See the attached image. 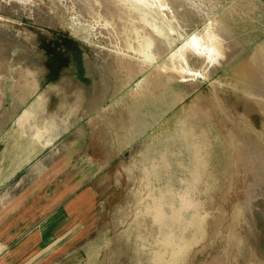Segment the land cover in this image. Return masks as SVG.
Returning a JSON list of instances; mask_svg holds the SVG:
<instances>
[{
	"label": "rangeland",
	"instance_id": "1",
	"mask_svg": "<svg viewBox=\"0 0 264 264\" xmlns=\"http://www.w3.org/2000/svg\"><path fill=\"white\" fill-rule=\"evenodd\" d=\"M239 3L215 0L207 27L209 14L181 28L158 12L175 29L172 52L189 74L175 82L184 96L171 106L177 93L146 69L120 71L101 26L78 13L80 0H0V211L32 185L34 167L68 168L67 177L77 175L95 191L96 224L49 264H155L153 252L163 249L159 240L169 230L146 206L158 195L149 187L166 184L172 196L187 191L192 205L178 219L164 208L174 242L182 243L174 264H264V106L251 97L261 93L254 51L264 27L245 31L242 17L240 28L216 24L231 15L228 8L242 15ZM213 31L251 41L223 60L224 51L209 48ZM21 70L26 85L38 82L31 96L13 86ZM131 90L139 100L132 101ZM183 121L192 132L184 130L182 140L175 132ZM194 142L203 151L195 169ZM156 158L160 176L148 186L146 168Z\"/></svg>",
	"mask_w": 264,
	"mask_h": 264
},
{
	"label": "bare ground",
	"instance_id": "2",
	"mask_svg": "<svg viewBox=\"0 0 264 264\" xmlns=\"http://www.w3.org/2000/svg\"><path fill=\"white\" fill-rule=\"evenodd\" d=\"M214 1L215 0H164V4H160V0H80L83 4L82 7L84 11L80 12L79 9L78 13L80 16L85 13L88 17L93 19V25L99 24L101 26L106 36L105 40L115 51V64L116 66L119 64L121 72L127 69L129 73L135 74L140 72L141 66L142 69H146V75L157 80L159 82V86L166 89V92H171V94L176 92L177 95L172 98L173 101L171 106H173L184 96L182 93L174 89V84L177 80H185L188 78L189 74H186L185 71L182 70V62L175 56V52H172V43H170L172 41L169 39V34L175 31V29L169 23V20L164 17H158V12H166V17H171V21L178 22V27L189 28L194 24L195 17L204 18L206 15H210L212 8H214ZM240 1L241 3L237 6L240 9L244 8L243 14L234 15L233 13L236 12V7L228 8L226 11L231 15L229 17L226 16L225 19H223L224 17L220 18L219 21L216 22V24H218V28L226 30L232 29L233 27L240 28L241 25L238 24V21L240 17H242L243 20L239 22L249 24L245 31H251L253 29L259 31L261 27H264V3L259 0ZM156 4H159L157 9H155ZM180 8L183 9L181 10ZM182 15H186L188 19L183 18ZM215 16V12L209 16L206 21L207 23H205L206 27L213 24ZM245 16L248 18H245ZM212 29L215 28L213 27ZM214 32L216 31H213L211 42H209V48H212L213 51H216V49L224 51L225 53H222L223 57L220 56L223 60H228L231 56L233 57L240 49H242V45H246L248 43L247 39L248 41H251L249 36L247 39H244L245 41L239 38L237 40L238 42L223 39L222 36H219ZM185 42V45L192 46V41ZM196 43L201 51L203 45L202 41L197 40ZM262 44L263 45L257 47L256 51H254V65L263 80L260 84L261 93H259V95L252 94L251 97L258 101L261 106H264V42ZM227 48H231V52H228ZM202 59H204L203 56ZM19 73L21 76L22 70ZM27 73L34 74L29 70H27ZM12 82L16 90L26 89L25 93L29 96H31L36 87H38V82L35 86L26 85L23 75L19 77V79H15ZM134 91L135 90H131L132 101L139 100L140 96L134 94ZM37 97L43 98V95H39ZM188 126H190L189 123H185L183 121V124L180 126L181 130H176L175 134H178V137L183 140L182 136H184V130L187 131L188 134L192 132V127ZM186 143L188 148V144H190L189 139ZM191 150L194 152V158L196 161L194 163V169L195 164L197 165V168H200L199 161L201 160L200 155L203 153L202 148L201 146H197L194 142ZM161 156L164 158L163 155ZM156 159V162L150 163V166L146 168L145 178L148 186L152 183L151 180H155L156 178H159L158 176H160V160L158 158ZM196 177L197 175H195L194 180H196ZM149 190L150 192L158 193V195L153 197L151 196L150 201L147 203L146 211H148V214L153 217V222L159 224L161 229L169 230L166 236L164 235V237L159 240L163 249L153 252L152 261L155 264H174L182 252V243L174 242V237L170 234L172 232L170 230L171 221L167 217L164 208H172V216L170 215L169 217H175L176 219L181 218L182 215H180L179 212L192 206L190 203V197L187 191L177 193V195L175 194L172 196V193H175V190L170 188V184L161 186V188L158 186L155 191H153L150 186ZM176 196L179 199L178 201L181 202L178 209L175 208ZM193 217L194 216H192V219ZM185 218V223H188L189 218ZM201 221L194 222L199 225V230L201 229ZM169 249H171V251ZM168 250L170 252L168 253V256H166Z\"/></svg>",
	"mask_w": 264,
	"mask_h": 264
},
{
	"label": "crops",
	"instance_id": "3",
	"mask_svg": "<svg viewBox=\"0 0 264 264\" xmlns=\"http://www.w3.org/2000/svg\"><path fill=\"white\" fill-rule=\"evenodd\" d=\"M33 171L32 185L0 211V264H49L96 224L95 191L86 181L67 177L68 168Z\"/></svg>",
	"mask_w": 264,
	"mask_h": 264
}]
</instances>
